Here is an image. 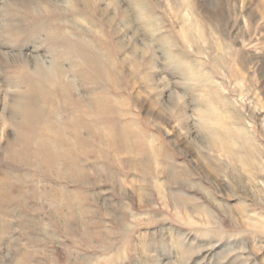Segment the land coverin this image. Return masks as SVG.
<instances>
[{
  "label": "rangeland",
  "instance_id": "374dc122",
  "mask_svg": "<svg viewBox=\"0 0 264 264\" xmlns=\"http://www.w3.org/2000/svg\"><path fill=\"white\" fill-rule=\"evenodd\" d=\"M0 264H264V0H0Z\"/></svg>",
  "mask_w": 264,
  "mask_h": 264
},
{
  "label": "bare ground",
  "instance_id": "6f19581e",
  "mask_svg": "<svg viewBox=\"0 0 264 264\" xmlns=\"http://www.w3.org/2000/svg\"><path fill=\"white\" fill-rule=\"evenodd\" d=\"M41 70H42V68L37 67V71L39 73H41ZM39 73H37V74H39ZM28 84H29V86L32 87V89H34V92L36 91L38 86H40V84L38 85L36 82H34V83L29 82ZM19 106L21 108V113H20V118L21 119L20 120H21V125L23 127V130L25 128H27V126H28V129L31 128V130H33L34 127L32 126V124L34 122L37 123L38 120H39L38 119L39 118V116H38V112H39L38 107L35 106V105H32V104H29L28 100L27 101L26 100L19 101Z\"/></svg>",
  "mask_w": 264,
  "mask_h": 264
}]
</instances>
